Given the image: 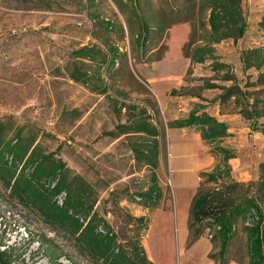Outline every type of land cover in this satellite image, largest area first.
<instances>
[{"label":"rangeland","instance_id":"obj_1","mask_svg":"<svg viewBox=\"0 0 264 264\" xmlns=\"http://www.w3.org/2000/svg\"><path fill=\"white\" fill-rule=\"evenodd\" d=\"M59 1L61 9L49 12L31 10V3L23 0H0V117L12 116L19 125L38 132L47 151L60 147L59 157L97 188L101 205L115 190L122 208L134 216H147L151 224L143 243L153 264H194L192 260L187 263L182 248L186 214L177 203L183 191L174 186L177 174L170 169L169 161L174 155L197 163L193 178L200 186L205 182L203 173L214 171L221 158L209 153L195 129H172L169 123L187 117L195 106L203 104L209 113L229 125L231 136L223 145L236 153L230 161L233 176L242 182L257 180L264 161V136L253 132L236 113L220 116L217 99L222 91L205 89L203 79L231 86L233 81L223 80L228 71L242 87L247 82H257L258 72L245 71L241 55L246 49L264 46L259 27L264 0L243 1L249 22L244 39L215 45L217 61L225 67L214 71L212 60L191 66L183 49L190 38L191 24L182 23L154 34L147 48L140 51H133L126 41L122 50L127 51L128 60L121 62L117 72L109 73L106 94L92 92L70 80L68 62L73 50L99 40L92 35L93 23L78 0ZM181 3L182 0H142V7L148 17L159 19L166 10L178 9ZM98 10L106 18H114L112 12L117 13L125 24L110 0H100ZM199 18L207 19L208 13L199 15L196 9V23ZM175 90L180 93L174 95ZM140 108L147 110L153 124L163 132L156 171L163 198L156 211L145 209L130 197L150 185V168L136 162L130 147L140 135H121L118 130L120 125L133 126ZM228 111H232V105ZM110 205L106 203L105 210H110ZM42 234L53 244L42 246L38 241ZM205 237L214 243L208 232ZM245 242V234H240L232 246L241 264H249ZM0 245H4L2 250L10 247L16 264H72L61 256L62 252L74 262L84 261L70 242L52 232L35 214L21 208L9 212L1 195Z\"/></svg>","mask_w":264,"mask_h":264},{"label":"trees","instance_id":"obj_2","mask_svg":"<svg viewBox=\"0 0 264 264\" xmlns=\"http://www.w3.org/2000/svg\"><path fill=\"white\" fill-rule=\"evenodd\" d=\"M23 1L31 3V10L36 11L52 12L60 10L62 5L59 0ZM110 1L125 24L115 12H112L114 18L104 17L98 10L100 0L77 1L93 23L92 35L99 42L76 48L68 62L70 80L100 94L107 93L109 73L117 72L121 62L128 60L127 51L122 50L126 41L133 51H140L147 48L154 34L190 23V38L183 49L191 66L212 60L217 71L225 65L217 61L215 45L244 39L249 27L244 0H182L178 9L166 10L159 19L144 13L142 0ZM196 9L199 15L208 13V18H199L196 23ZM259 27L264 35V15ZM241 61L245 71L258 72L256 83L247 82L242 87L227 71L223 80L233 81L231 86L212 83L211 78L210 81L203 79L204 88L222 91L217 99L220 116L236 113L249 123L253 132L264 136V46L244 50ZM231 105L232 111H228ZM156 112L159 114L157 109ZM138 114L133 126L120 125L118 130L121 135H140L131 141L130 147L136 162L150 168V185L130 197L145 209L155 210L163 198L156 174L163 132L153 124L145 108H140ZM169 127L195 129L209 147V153L221 158L214 171L203 173L205 182L192 199L188 247L208 232L215 248L209 257L216 264H229L231 260L241 264L232 246L240 234H245L249 264H264V161L257 180L242 182L235 178L230 165L236 158L235 150L223 145L231 136L229 125L209 113L203 104L195 106L187 117L171 121ZM60 150L58 147L56 151H47L39 141L38 132L19 125L12 116L0 117V195L6 200L9 212L21 208L33 213L52 232L70 242L84 260L74 262L62 252L61 256L72 264H153L143 243L151 220L122 208L115 190L101 205L97 188L69 168L59 157ZM108 202L110 210H105ZM39 237L42 246L53 244L46 235ZM2 246L0 264H16L10 247L2 250Z\"/></svg>","mask_w":264,"mask_h":264},{"label":"crops","instance_id":"obj_3","mask_svg":"<svg viewBox=\"0 0 264 264\" xmlns=\"http://www.w3.org/2000/svg\"><path fill=\"white\" fill-rule=\"evenodd\" d=\"M177 130H187V129H177ZM170 169L173 168L177 177L174 176V186L182 188L183 197L182 200H178L177 207L183 206V210L186 214L185 225L183 228L181 243L182 248L184 249V255L187 257V263L189 260H192L194 264H216L209 256L215 250L214 244L209 241L206 237H202L192 246L188 247V238H189V229H188V219H189V210L191 206L192 199L196 194L198 184L194 180L195 170L199 167L195 162H188L182 156L171 155L169 161ZM188 173L192 174L191 177L188 176ZM193 189V190H192ZM177 208V209H178ZM188 215V216H187ZM229 264H240L237 260H231Z\"/></svg>","mask_w":264,"mask_h":264},{"label":"built area","instance_id":"obj_4","mask_svg":"<svg viewBox=\"0 0 264 264\" xmlns=\"http://www.w3.org/2000/svg\"><path fill=\"white\" fill-rule=\"evenodd\" d=\"M208 238H209V239H212V235H211L210 233H209V235H208Z\"/></svg>","mask_w":264,"mask_h":264}]
</instances>
